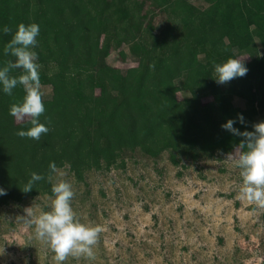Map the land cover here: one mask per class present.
Masks as SVG:
<instances>
[{
	"label": "trees",
	"instance_id": "16d2710c",
	"mask_svg": "<svg viewBox=\"0 0 264 264\" xmlns=\"http://www.w3.org/2000/svg\"><path fill=\"white\" fill-rule=\"evenodd\" d=\"M207 1L200 9L186 0H153L167 13L164 26L153 33L127 0H0V28L12 29L0 31V66L15 60L3 49L17 26L37 23L40 82L51 87V95L42 97L40 117L50 130L39 140L18 136L30 124L9 114L10 106L22 101L23 87L11 96L0 91V187L6 189L0 203L53 195V162L81 179L86 169L108 167L125 149L151 156L168 150L177 164L178 154L197 159L239 146L244 138L221 125L238 114L245 123L234 126L241 131H252L255 123L251 114L225 107L222 95H237L251 113L264 114V50L243 61L247 74L228 89L215 82L212 69L233 58V48L250 46L252 31L264 39V0ZM121 43L138 60L124 71L103 57ZM179 90L187 94L175 103ZM204 96L212 98L203 102ZM32 172L44 179L25 193L21 189Z\"/></svg>",
	"mask_w": 264,
	"mask_h": 264
},
{
	"label": "rangeland",
	"instance_id": "374dc122",
	"mask_svg": "<svg viewBox=\"0 0 264 264\" xmlns=\"http://www.w3.org/2000/svg\"><path fill=\"white\" fill-rule=\"evenodd\" d=\"M127 1L143 26L150 22L153 33L167 21L166 11L153 0ZM186 1L200 9L209 5L207 0ZM251 33L250 46L233 48V58L247 61L263 52L264 39ZM103 57L123 71L138 63L127 43L110 48ZM97 72L102 73L100 68ZM212 74L216 76L214 68ZM233 85L232 80L220 84L222 89ZM41 91L42 97H49L50 85L41 83ZM186 94L177 91L175 103ZM211 98L204 96L203 102ZM222 102L251 114L255 124L264 122L262 111L251 113L237 95L223 93ZM240 153L236 146L197 159L178 154L174 164L168 150L151 156L134 148L123 150L108 167L86 169L81 179L67 165L56 168L51 182L71 183L76 218L102 228L94 259L69 256L63 264H264V207L241 199L242 176L236 164ZM53 199L54 194L38 193L0 203V264H57L55 253L36 235L35 224L25 222L26 208L38 217L51 211Z\"/></svg>",
	"mask_w": 264,
	"mask_h": 264
},
{
	"label": "clouds",
	"instance_id": "9594fccd",
	"mask_svg": "<svg viewBox=\"0 0 264 264\" xmlns=\"http://www.w3.org/2000/svg\"><path fill=\"white\" fill-rule=\"evenodd\" d=\"M0 31L7 34L12 29L4 25ZM39 34L40 27L37 23L27 25L20 23L12 39L5 44L3 49L5 55H11L15 57V60H9L0 66V91L11 96L13 89L20 85L25 92L22 101L12 104L9 108V114L17 121L27 120L30 124L27 129L18 130L17 135L33 140H39L50 130L40 120L45 112V105L42 101L43 93L40 82L41 65L35 50ZM14 69H21V74L10 75V71ZM214 72L215 82L223 85L235 78L245 76L248 68L243 58H229L222 64H216ZM237 122L245 123L243 114H238L236 119H228L221 125V128L233 135L243 137L239 146L247 147V151L241 152L236 161L242 176L241 199L264 207V122L254 124L252 131L247 129L241 131L234 126ZM49 168L52 172H56L54 162L50 163ZM43 179L42 174L32 172L21 191L25 193L31 191L34 183ZM52 193L54 199L51 211L41 212L38 217H33L30 207L26 208L25 222L29 225L35 224L36 235L45 241L55 253L54 259L57 264H63L69 256L94 259L93 249L102 228L98 225L81 223L76 218L71 206L74 191L70 182L60 180L54 183ZM5 194L6 189L0 187V196Z\"/></svg>",
	"mask_w": 264,
	"mask_h": 264
}]
</instances>
